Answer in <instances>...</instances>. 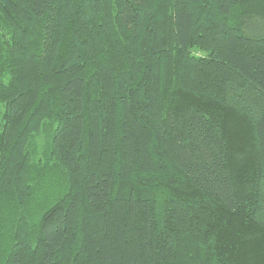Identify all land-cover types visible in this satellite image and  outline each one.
<instances>
[{
  "label": "trees",
  "instance_id": "trees-1",
  "mask_svg": "<svg viewBox=\"0 0 264 264\" xmlns=\"http://www.w3.org/2000/svg\"><path fill=\"white\" fill-rule=\"evenodd\" d=\"M0 264H264V0H0Z\"/></svg>",
  "mask_w": 264,
  "mask_h": 264
}]
</instances>
